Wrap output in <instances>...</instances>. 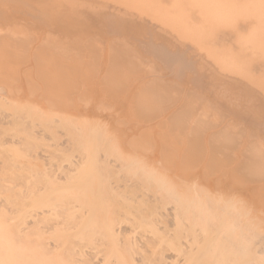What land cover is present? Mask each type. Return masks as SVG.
<instances>
[{
    "label": "bare ground",
    "instance_id": "bare-ground-1",
    "mask_svg": "<svg viewBox=\"0 0 264 264\" xmlns=\"http://www.w3.org/2000/svg\"><path fill=\"white\" fill-rule=\"evenodd\" d=\"M28 1L0 0V20L9 17H5L3 9L8 2L9 5L15 4L14 9L19 7L16 10L23 15V20L13 22L19 14L12 9V5L11 9L15 12L12 14L18 15L14 18L10 14L13 18L10 17L8 22L20 24L13 29L15 37L20 33L26 32L28 35L29 31L43 29L47 34L42 32L45 35L37 37L36 31L35 35L30 36L29 33L27 37H22V34L15 38L14 34H9L12 27L7 24L9 30L4 31L5 35H0V47L6 45L3 49L7 52L0 50V264H264V210L260 209V206L264 208V143L262 145L256 140L259 134L264 137V74L259 81L263 92L234 81L241 88L252 90L263 101L246 108L236 103L237 107L241 106L240 110L230 109L226 103L217 104L218 108L231 110L233 117L243 122L233 120L224 124L221 130L208 133L217 130L224 121L217 112H209V109L207 114V108H202L203 105L201 109L199 107L200 111L188 104L184 106V111H181L182 108L172 109L178 105H173L174 100L170 98L169 105L165 104L169 101L163 102L168 93L164 96L163 86L157 84L156 87V81L148 84L150 94L154 96L155 93L154 97L147 95L148 90L143 88L146 97H149L146 100L144 92L139 94L133 90L137 85L143 87L142 81H138L143 75L147 78L148 72L146 75L145 69H140L141 76H135L139 77L138 81L135 79L136 84L132 79L138 68H133L137 71L132 74L126 66H114L121 59L122 63L133 61L134 67V61H138L139 65V61L142 62L143 56L147 55L163 61L167 67H188L194 58L189 56L190 47L185 40L200 44L199 41L209 29L208 25L231 20V23H236L239 18L245 17L254 18V23L249 24L255 25V30L250 38V47L245 45L242 51H259L258 57L263 63H258L256 67L264 72V0H172L170 6L163 3L169 8L161 6L159 2V5L156 4L154 0H123L126 1L125 5L133 3L131 9L133 5L148 4L146 8L158 12H155V18L158 17L160 22L163 19L165 24L177 30L184 40L179 46L185 50L177 47L175 51H170L163 42L149 39L144 46L138 45L143 49H139L142 54L137 56L136 48L121 43L119 47L126 44L128 49H118L124 51L123 54L115 52L117 55L110 57V64L104 61L107 69L109 65H113L117 71L121 67L126 68L123 70L127 72L121 70L126 77L119 75L118 78L114 77L113 66L112 70L111 66L108 69L110 74L113 72V77L107 74L105 78L103 72L108 73V70L103 71L99 64L94 66L99 67V72L91 65L95 71L87 73L90 64L97 61H87L89 65L85 61V75L79 71L83 68L82 64L76 66L77 61L84 63L82 60L87 56L84 53V32L82 35L80 31L84 37L82 41L73 42L76 40L73 39L74 45H70V36L75 37L71 35L72 27L79 26L81 30L82 24L79 23L80 19L73 18L74 10L78 12L81 9L71 11L67 8L66 11L62 7L67 13L74 12L70 13L72 17L68 14L75 19L68 20L67 23L72 22L69 25L52 16L53 12L59 10L60 0ZM78 1L86 6L87 2H91ZM104 1L97 2H115ZM118 1L120 5L116 2L114 6L124 5H121L124 3L122 0ZM73 3V8L84 6ZM189 6L199 12L201 20L187 14ZM127 9L130 10L129 7ZM144 9L142 5L139 11L144 12ZM145 10L150 12L149 8ZM131 11L134 9L126 12ZM79 12L75 14L76 17L80 15ZM145 13L137 15L138 18L142 19V14L143 17L148 14ZM24 16H30L32 20H26ZM135 16L132 15V18ZM149 16L147 19L152 20ZM34 20L46 26L39 30L37 25L35 28L36 22H31ZM104 20L114 32H119L120 26L126 23L110 15H106ZM158 20L151 22L156 24ZM21 21L31 22L32 25L26 24L27 27L32 26L36 30H28L27 27L20 29L24 25ZM75 21L77 25H74ZM130 25L127 24L129 28ZM159 25L161 27L163 24ZM6 26L0 24V30H5ZM168 26L164 25V28L172 31V27L169 29ZM47 32L53 37L57 32L60 35L57 34L54 41ZM172 32L174 34L176 31ZM231 39L228 34L219 35L214 45L229 44ZM86 48L91 50L86 58L94 59L96 52L87 44ZM198 48L207 49L209 55L216 52L212 50L213 46L204 43ZM111 58L114 60L112 64ZM214 59L249 61L227 47H223ZM59 61H73V64L68 62L71 64L66 65ZM118 65L120 68H117ZM94 72H102L105 79L100 81L101 76ZM93 74L100 84L96 83L97 79L94 82ZM126 78L129 79L123 80ZM130 78L132 82H129ZM163 78H160L161 82ZM135 84L134 89L132 85ZM91 88L97 92H91ZM138 88L136 90L139 91ZM162 113H166L165 116ZM122 120L125 123H121ZM119 125L125 128L121 129ZM240 125H244L242 129L248 127L250 131L254 130V134H249L250 143L245 146L242 155H239L242 158L237 162L234 152L242 137L239 135L245 134L236 132ZM205 135H208V139ZM208 143L213 147L209 148ZM202 162L206 165L203 169L198 168ZM231 162L233 166H229L228 183L223 179L226 176L223 165L228 166ZM196 168L202 169L197 170L200 173L195 172ZM216 173L221 174L213 177ZM236 176L240 181L242 179L247 191L244 190L253 204H257L243 199L244 190L241 194L243 197L235 194L241 191L232 192L230 187L226 192L228 188L225 190L223 185H234L232 183L238 178ZM238 187L241 186L235 188Z\"/></svg>",
    "mask_w": 264,
    "mask_h": 264
},
{
    "label": "rangeland",
    "instance_id": "rangeland-1",
    "mask_svg": "<svg viewBox=\"0 0 264 264\" xmlns=\"http://www.w3.org/2000/svg\"><path fill=\"white\" fill-rule=\"evenodd\" d=\"M28 1V0H27ZM31 1V0H30ZM30 1H28V2H30ZM71 1V0H70ZM75 1H78V0H75ZM75 1H71L72 3L73 2H75ZM83 1V0H82ZM87 1V0H86ZM85 1V2H86ZM93 0H91V2L89 1V2H87L86 4H87V6L83 3V2H79V5H84V6H80L79 8L78 7H75V8H73L72 7V5H71V2L69 3V2H66V0H60V2H61V4H60V2H59V5H60V7H59V13H62V14H64L63 16H61L59 13H58V11L57 12H53L52 13V16H54V17H57L58 19H60L61 21H62V23L63 24H66L67 23V21L68 20H71V21H73V20H75V19H80V21H79V23H82L80 26V29L81 30H79V26H76V27H72V34L71 35H75V37L73 38V37H71L70 36V41L71 40H73V39H76V40H74L73 42H79V41H82V38H84L82 35H84V36H86L83 40H84V44H85V49H84V53L85 54H87V56L89 57L90 56V49L88 50L87 48H86V44H87V47L89 46V47H91L92 49H93V52L95 53V54H93V58L94 59H92L91 57L90 58H84V60H82V61H84V63H78V62H81V61H77V64L78 65H76V66H79V65H81V67H83V68H81L80 69V67L78 68V70L79 71H82V74H84L85 75V73H86V69L85 68H87L86 66L87 65H85V63L87 62V61H90L91 63L92 62H95V61H97V62H95V63H93V64H90V62H87V64L89 65L90 64V66L91 65H93V68H94V66L95 67H97L96 66V64H99L100 66V68H101V66H102V68L101 69H103V71H107L108 69H109V66H111V65H109L108 66V69H107V65L105 66V64L107 63V64H110V57H113L114 56V54H123V52L124 51H121V50H118V49H123V48H127L128 49V47H126L128 44L129 45H131V46H133L134 47V49L136 48V50L139 52H137L136 50V55L138 56V54H140V56H141V54H142V52L140 53V50L139 49H143V48H140V47H142V46H144V44H146L147 42H149L150 40H152L153 42H163L164 43V45L165 46H168V50H170V51H175L176 50V48L177 47H179V49L180 50H185L184 48H181L179 45H181V44H183L184 43V40H183V38L181 39V36H179L180 34L177 32V30L176 29H174L172 26H168V24L166 23L165 24V22H164V20L163 19H161L162 20V22H160V20H158L159 18L157 17V18H155L156 16H157V14L156 13H158V12H156V11H154L153 9H151L150 7H145V6H148V4L147 5H145L144 6V4H139V5H143V7L145 8V9H147L148 10V8L150 9V12H152V11H154V12H152V13H148V11L146 12V10L144 9V12L143 11H139V9H140V7L141 6H138V5H135L137 8H134L135 6L133 5L132 6V9H134V11H131V12H126V11H130V10H132L131 9V5L133 4L132 2H134L135 0H133L131 3H130V5L129 4H127V5H125L126 4V1L128 2V1H130V0H126V1H123L122 0V2H124V3H121V5H125L126 6V8H125V6L123 5V6H121V7H124V8H121V7H119V6H114V4H116V2L118 1H116V0H111V1H115L113 4L112 3H107L109 6L108 7H106L107 6V4L106 3H103V2H101V4L100 3H98L96 0H94L93 2H92ZM105 1H107V0H105ZM104 1V2H105ZM110 1V2H111ZM152 1V0H151ZM155 1H157V3L155 2ZM62 2H64V3H62ZM78 2H76V3H73V5H77V6H79L77 3ZM118 2H120V1H118ZM117 2V3H118ZM148 1H146V3H147ZM153 2H155L156 4H158L159 5V3L161 4H165L166 6H170L172 3V0H161V2L160 1H158V0H154ZM159 2V3H158ZM81 3V4H80ZM90 3H92V4H90ZM136 3V2H135ZM137 3H139V1H137ZM136 3V4H137ZM170 3V4H169ZM4 4H6V3H4ZM58 4V3H57ZM98 4H100V5H98ZM119 4V3H118ZM161 4V6H163V7H166V6H164V4L162 5ZM168 4V5H167ZM11 5V6H10ZM9 5V2H8V4L7 5H4V6H6L5 8H3L4 9V13H5V17H7L8 15H9V17L6 19V18H4L3 20H0V24L4 27V26H6L7 24H9V25H11L10 27H12V29L11 30H7V26L5 27L6 29L4 30V29H2L1 28V30H0V35H2V33H3V35H5V32H6V30L9 32V34H14L15 33V29L20 25H18V24H15V23H9L8 22V20H10L9 18L11 17V19L14 17L15 18V16H17L19 13H18V10H16L17 8H19V7H16L15 9H14V5L11 3ZM12 5H13V8H12ZM58 5V6H59ZM98 5V6H97ZM120 5V4H119ZM9 6V7H8ZM62 7H64V10L66 9V11H67V8H68V10H70V9H72L71 11H73L74 9H81V10H78V12H79V14L80 15H78L77 17H76V13H78L77 12V10H74V11H76V13L74 14V12H71L70 11V13H72V14H74L73 15V18H75V19H73V18H71L72 17V15L70 14V13H67V12H65V11H63V8ZM72 7V8H71ZM87 7V8H86ZM95 7V8H94ZM127 7H129L130 8V10H128L127 9ZM139 7V8H138ZM15 11L16 10V12L18 13V14H15V16H14V14H12V13H15L12 9ZM94 8V9H93ZM101 8V9H100ZM110 10H109V9ZM166 8H169V7H166ZM61 9V10H60ZM95 9H97V10H95ZM112 9V10H111ZM118 9V10H117ZM124 9V10H123ZM188 9L189 10H187V14L189 15V16H194L193 18L194 19H202V16L199 14V12L196 10V9H194L193 7H191V6H189L188 7ZM7 10V11H6ZM103 10V11H102ZM126 10V11H125ZM143 10V9H142ZM13 11V12H12ZM61 11H63V12H61ZM93 11V12H92ZM110 11V12H109ZM119 11V12H118ZM137 13H136V12ZM138 11H139V13H138ZM11 12V13H10ZM95 12V13H94ZM105 12V14H103ZM107 12H109V13H107ZM132 12H133V14H132ZM148 13L147 15L151 18L152 17V15L155 13V15H153V19L152 20H149V19H147L148 18V16L146 15V13L144 14V15H146V16H144L143 17V14H142V19L141 18H138V16L137 15H139V14H141V13ZM66 13H67V15L69 14V15H71V17L68 15V18H66L67 16H65L66 15ZM125 13H126V15H125ZM136 13V14H135ZM13 15V17L11 16V15ZM93 14H95V15H93ZM115 14V15H114ZM128 14V15H127ZM152 14V15H151ZM159 14V13H158ZM20 15V16H19ZM15 19H13L12 21L13 22H16V23H18L20 20H23V15L22 14H19ZM22 15V16H21ZM98 15V16H97ZM106 15H110L112 18H114V19H121V20H123V21H126V23H124V24H122L121 26H120V31L119 32H114V31H112L111 29H109V27L106 25V21L104 20V17L106 16ZM132 15L133 16H135V17H133L132 18ZM81 16V17H80ZM131 16V17H130ZM161 16V15H160ZM146 17V18H145ZM17 18H19L17 21H16V19ZM28 17L26 16H24V19H26V20H28L29 18H31L30 16H29V18L27 19ZM84 18V19H83ZM96 18V19H95ZM135 18V19H134ZM73 19V20H72ZM83 19V20H82ZM158 20L157 21V23L155 24V23H153V22H151V21H154V20ZM29 20H32V19H29ZM82 21V22H81ZM22 22V21H21ZM27 22H29V21H26V23H25V21L24 22H22L21 24H23L24 23V25H22V27L20 26V29H24L25 27H27L28 25H32L31 24V22H36V23H34V25H35V28H36V25H37V27H39L38 29L39 30H41V29H43L44 28V26H46L45 24H43L42 22H38V21H31V22H29V23H27ZM40 24V23H42V26H41V24L40 25H38V23ZM76 22L77 21H75V24L74 25H77L76 24ZM104 22V23H103ZM154 22H156V21H154ZM232 22V20L231 21H229V22H222V23H219V24H211V25H208V27H209V29L204 33V37L202 38V40H200L199 42H200V44H195L194 43V41H190V40H185L186 41V43H187V46H189L190 47V51H189V56L190 57H193L194 59H193V61H190V63H189V65H188V67L187 66H185V67H179V66H176V67H178V68H176V67H174V68H171V67H167L164 63H163V61H161L160 60V62L158 61V60H155L152 56H147V55H145V56H143V60H142V62L141 61H139V65L141 64V65H143V64H145V65H143V67H139V65H137L138 64V61H134V64L135 65H137V66H135L134 65V67H133V64H132V62L133 61H128V62H124V63H122L123 61H120L121 59H119L116 63H114L115 65L114 66H116L117 64H120V66H123V67H128V69H131V72L130 73H132V74H134L133 73V71H137V69L135 70H133V68H138V72H136V75H133V79L132 80H134L135 81V79L138 81V79H139V77L141 76L140 75V73H142L141 71H144V69H145V74L147 75V72H148V76H147V78H146V76L145 75H143L142 77L143 78H145V79H143V78H140V81H138V82H141L142 81V86L143 87H139L138 85H137V88L139 87L140 88V90L138 91V90H136L137 88L135 87L136 86V84H138V82L136 83V81L135 82H133V83H136L135 85H132L133 87L132 88H134L135 90H133V92L134 91H136V92H134V93H139V94H141V92H144V97L146 98V100H148V96L146 97V90H148V92H149V90H150V85H148V84H154V83H151V82H155L156 84H154L156 87H157V84H160L161 86H163L161 89L164 91V96H166V94L165 93H168V95H167V97L165 98V100L163 101V102H166V100L167 101H169V102H166L165 104H167V103H170V99H172V100H174L173 101V105H178L177 106V108H172V109H176V110H181V108H182V110L181 111H184V106H186L187 104L188 105H191L193 108L195 107V109H198V111H200V109H201V105H203V107L202 108H204L205 106H206V113L207 114H209V112H212V113H215V112H217L218 113V115L220 116L219 118L220 119H223L224 121H223V123L220 125V126H218V129L216 130V129H214L212 132L211 131H209L208 133H213V132H216V131H218V130H221L222 129V127L224 126V124H228L229 122H232L233 120H239V121H242L243 122V120H240V119H238V118H236V117H233V115H232V111L231 110H225L224 108H218V106H217V104H219V105H222V104H227V105H229V107H230V109H232V108H235V109H237V110H240L239 108L242 106V107H244V108H246V107H249V106H251V105H253V104H255V103H258L259 101H263V100H260L258 97H257V95L252 91V90H250V89H248V88H241V86L240 85H238L237 83H235L234 81H239V82H242L244 85H245V87H250V88H254V89H256L257 91H260V92H263V90L260 88L262 85H260V83L261 82H259L260 80H261V78H263V74H264V72H262V70H258L257 69V64L258 63H263V61H260V60H262L261 58H259L258 57V53H259V51H257L256 50V52H254V51H252V49L250 50V51H242V48L246 45L247 47H250L249 45H250V43H251V36H252V34H253V31L255 30V25H250V24H252V23H254V18H245V17H243V18H239L238 20H237V22L236 23H231ZM71 24H72V22H70ZM70 23H67V24H69V25H71ZM78 23V22H77ZM102 23V24H101ZM131 23V25H130V28L127 26V24H130ZM161 23V24H163V25H161V27H159L160 25L159 24ZM250 23V24H249ZM26 24H28V25H26ZM85 24V26H82V25H84ZM226 24H228V25H226ZM8 25V26H9ZM33 25V26H34ZM164 25L166 26H168L167 28H171L172 27V31H176L174 34H173V32L172 31H169L168 29H166V28H164ZM13 26H15V27H13ZM24 26V27H23ZM105 26V27H104ZM229 26V27H228ZM43 27V28H42ZM48 27V26H47ZM47 27H45V28H47ZM207 27V26H206ZM217 27V28H216ZM33 29L32 28V26H31V28L30 27H27V29ZM34 28V29H35ZM75 28H77V29H75ZM108 28V29H107ZM122 28V29H121ZM169 28V29H170ZM14 29V30H13ZM27 29H25V31H28ZM149 29V30H148ZM163 29H166L164 32H163ZM17 30H19V29H17ZM16 30V32H18ZM36 30V29H35ZM43 30H45V29H43ZM43 30H41V31H38V30H36V31H38V34H37V37H39L38 35H45L46 34V30L45 31H43ZM48 31L50 30V29H47ZM79 30V31H78ZM106 30V32H103V31H105ZM123 30H125V31H123ZM129 30V31H128ZM130 30H131V32H130ZM162 30V31H161ZM228 30V31H227ZM230 30V31H229ZM5 31V32H4ZM32 31H34V30H32ZM36 31H34V32H31L30 33V31H29V33H30V36L31 35H35L36 33ZM52 31V30H51ZM50 31V32H51ZM58 31V30H57ZM82 32V35H80V33ZM227 31V32H226ZM7 32V33H8ZM22 32V31H21ZM24 32V31H23ZM42 32H45V34L44 33H42ZM55 32H56V30H55ZM59 32V31H58ZM58 32H57V34H58ZM83 32H84V34H83ZM6 33V34H7ZM19 33V32H18ZM26 33V32H25ZM25 33H22L24 36H22V34L20 33V37L22 36V37H25ZM29 33L27 32V34L29 35ZM47 33H49V32H47ZM76 33H78V34H76ZM108 34V36H107V34ZM114 33V34H113ZM126 33V34H125ZM176 33H178V34H176ZM50 34V33H49ZM55 34V33H54ZM56 34V35H57ZM65 34V33H64ZM90 34V35H89ZM100 35V36H96V35ZM129 34V35H128ZM142 34H144V35H142ZM152 34V35H151ZM176 34V35H175ZM224 34H228L229 36H231L232 37V39H231V43H229V44H226L225 42L223 43V44H221V45H218V44H215L214 45V42H215V40H216V37H218L219 35H224ZM17 35V34H16ZM28 35H26V37L28 36ZM47 35V34H46ZM51 35V34H50ZM56 35L54 36V37H56ZM58 35H60V34H58ZM113 35H115L114 37H112ZM134 35V36H133ZM164 35V36H163ZM19 36L17 37V38H19ZM29 36V37H30ZM52 36V35H51ZM91 36V37H90ZM118 36V37H117ZM122 36H124V37H122ZM141 36H143V37H146V39L145 38H143V37H141ZM14 37H15V34H14ZM15 37V38H16ZM33 37V36H32ZM53 37V36H52ZM53 37V39L52 40H56V38H54ZM66 37H68V36H66ZM97 37V38H96ZM133 37H135V38H133ZM178 37V38H177ZM183 37V36H182ZM58 38V37H57ZM125 38H128V40H125ZM136 38H139V40H137ZM142 38V39H141ZM148 38V39H147ZM157 38V39H156ZM179 38H180V40H179ZM243 38V39H242ZM247 38V39H246ZM95 39H97V40H95ZM150 39V40H149ZM245 39V40H244ZM249 39V40H248ZM51 40V41H52ZM109 40V41H108ZM133 40V41H132ZM135 40V41H134ZM205 40V41H204ZM63 41H66V40H63ZM99 41H101V42H99ZM106 41H108V42H106ZM112 41V42H111ZM113 41H114V43H113ZM116 41V42H115ZM117 41L119 42V44L117 43ZM72 41L70 42V45L71 46H73L74 45V43H73ZM136 42H138V43H136ZM121 43H126L125 44V47H119V46H121ZM203 43L204 44H206V45H209V46H213L214 47V49H212L214 52H215V50H216V52L215 53H213V54H211V55H209L208 54V52H207V49H205V48H198L200 45H203ZM78 45V43H75V45ZM133 44V45H132ZM137 46H136V45ZM190 44V45H189ZM82 45V48H84L83 47V43L81 44ZM92 45V46H91ZM111 45V46H110ZM138 45H140V47L138 46ZM186 45V44H185ZM198 45V46H197ZM110 46V47H109ZM131 46H129V47H131ZM6 47V45H4V46H2V47H0V50H2V51H4L5 53H7L6 52V50H4L3 48H5ZM223 47H227V48H229V49H233L234 50V52L235 53H237V54H241L242 55V57H244V58H247V59H249V61H217L216 59H214V58H216V56H217V53L220 51V50H222L223 49ZM94 49H96V51H94ZM127 49H124V50H126V51H128L129 53H131V51L130 50H127ZM199 49H201V51H200V53L198 52L199 51ZM75 51V50H74ZM73 51V52H74ZM135 51H132V53L133 52H135ZM252 51V52H251ZM116 52V53H115ZM202 52H203V54H202ZM74 53H76V51L74 52ZM99 53V54H98ZM116 54V55H117ZM207 54V55H206ZM98 55V56H97ZM101 55V56H100ZM132 55V54H131ZM135 55V56H136ZM213 55V56H212ZM95 56H97V57H95ZM100 56V57H99ZM133 56V55H132ZM134 56V57H135ZM206 56H208V58L209 57H213V59H212V57L211 58H207ZM124 58V57H123ZM98 59V60H97ZM101 61H100V60ZM80 60V59H79ZM92 60V61H91ZM211 60H213V61H211ZM22 61H26V59L25 60H22ZM86 61V62H85ZM104 61H105V64H104ZM112 61L114 62V60H112V58H111V64H112ZM214 61H215V63H214ZM63 63V62H65V64L67 65V64H71V63H68V62H72V64H73V61H59V63ZM75 62V61H74ZM109 62V63H108ZM144 62V63H143ZM157 62L159 63V65L157 64ZM104 64V66H103V64ZM127 63V65H125ZM162 63V64H161ZM76 64V63H75ZM75 64H74V66H75ZM102 64V65H101ZM230 64H231V66H230ZM132 65V66H131ZM233 65H234V67H233ZM247 65V66H246ZM113 66V65H112ZM112 66L110 67V69L112 70L113 68H112ZM113 66V67H114ZM224 66V67H223ZM226 66H228L229 68L227 69V67ZM98 67V68H99ZM103 67H106V69H104ZM132 67V68H131ZM218 67V68H217ZM222 67L223 68H225V70H223L222 69ZM92 68V66L91 67H89V69L87 68V73H88V71L90 72V70L92 71V70H98V72H99V69L98 68H94V69H91ZM117 68H120L119 67V65H118V67ZM153 68H154V70H153ZM214 68H215V70H214ZM83 69H85L84 71H83ZM101 69H100V71H101ZM123 69H126V68H122L121 67V69H120V71H117V69H115V67H114V70H112V71H114V73H116L115 75L113 74V72H112V74H110L109 73V71L110 70H108L107 72L108 73H104L103 72V74H104V76H105V78H106V75L108 74V76L110 75V76H112V75H114V77L115 78H118L117 76H125L124 75V73L123 72H127V71H125V70H123ZM140 69H142L141 71H140ZM146 69H147V71H146ZM152 69V71H150ZM160 69V70H159ZM178 69H180V71L178 70ZM219 69V70H218ZM94 70V71H95ZM119 70V69H118ZM121 70H123V72L121 71ZM160 72H159V71ZM229 70V71H228ZM222 71V72H221ZM225 71H226V73H225ZM93 72V71H92ZM92 72H90V73H92ZM97 72V71H96ZM96 72H94V74L96 73ZM97 72V73H98ZM128 72H129V70H128ZM155 72V74H158V75H156L155 76V74L154 75H151L152 73H154ZM86 73V74H87ZM96 73V75L98 76V75H100V76H98V77H100L99 78V80L100 79H105V78H103L102 76H103V74L101 75V73L102 72H100L99 74H97ZM92 75V76H94V82L96 81V79L98 78L97 76H95V75ZM137 74H138V78H136L135 76H137ZM202 74V75H201ZM127 75H129V73H127ZM162 75V76H161ZM166 75V76H165ZM201 76V77H200ZM95 77H97L96 79H95ZM113 77V76H112ZM112 77H111V79H112ZM126 77V76H125ZM130 77V76H129ZM158 77H160V78H162V77H164L163 79H162V82H161V80H160V78L158 79ZM80 78V77H79ZM79 78H77V79H79ZM120 78V77H119ZM150 78H151V80H150ZM81 79V78H80ZM120 79H122V78H120ZM119 79V80H120ZM127 79H129V78H126V79H123V80H127ZM141 79H143L145 82H147V84H144V82H143V80H141ZM146 79L148 80V81H146ZM191 79V80H190ZM132 80H131V78H130V80H129V82L131 81L132 82ZM150 80V81H149ZM172 80V81H171ZM101 81V80H100ZM99 81V82H100ZM103 81V80H102ZM98 82V79H97V81H96V83H99ZM149 82V83H148ZM173 83V84H171V83ZM196 82V83H195ZM102 83V82H101ZM197 83H199V84H197ZM257 83V84H256ZM100 84V83H99ZM130 84H132V83H130ZM140 84V83H139ZM146 85V86H144V85ZM163 84V85H162ZM141 85V84H140ZM149 86V88H148V86ZM165 85V86H164ZM166 85H168V86H166ZM176 85V86H175ZM90 86H93V85H90ZM193 86H194V88H193ZM93 87H95V84H94V86ZM130 87H131V85H130ZM165 87H167V88H165ZM180 87V88H179ZM132 88H130V89H132ZM138 88V89H139ZM143 88H145V89H143ZM148 88V89H147ZM178 88V89H177ZM92 90H91V92H93V91H95V92H97L96 91V89L95 88H91ZM141 89H143V90H145V91H141ZM169 89H170V91H169ZM177 89V90H176ZM172 90H175V91H172ZM90 92V93H91ZM151 92V91H150ZM150 92L149 93H147V95H149V96H153V94L151 95L150 94ZM173 92V93H172ZM174 92H178L177 94L176 93H174ZM182 92V93H181ZM184 92V93H183ZM152 93V92H151ZM171 94H174V95H172L171 96ZM180 94H185V95H181L180 96ZM200 95V96H199ZM154 96H155V93H154ZM153 96V97H154ZM185 96V97H184ZM263 96V95H262ZM189 97H191V98H189ZM197 98V99H195V98ZM201 97L203 98L202 100H201ZM264 97V96H263ZM90 98V97H89ZM170 98V99H169ZM91 99V98H90ZM93 99L94 98H92V101H93ZM190 99L192 100V101H190ZM197 100H201V101H204V102H199V101H197ZM197 101V102H196ZM189 102V103H188ZM191 102H194L193 104L191 103ZM206 102H208V103H206ZM200 103V104H199ZM202 103V104H201ZM209 104V105H206V104ZM236 103H238V104H240L239 105V107H237L236 106ZM162 104H164V103H162ZM164 104V106H166ZM195 104V105H194ZM213 104V105H212ZM167 105H169V104H167ZM179 105L181 106V107H179ZM194 105V106H193ZM212 105V106H211ZM175 106V107H176ZM198 106V107H197ZM210 106V107H209ZM174 107V106H173ZM197 107V108H196ZM199 107H200V109H199ZM209 107V108H208ZM211 107H212V109H214L215 111H212V109H211ZM194 109V110H195ZM209 109H210V111H209ZM218 109H220V110H218ZM198 111L196 110V113H198ZM209 111V112H208ZM231 113V114H230ZM163 114V116H165V114L166 113H162ZM167 116V115H166ZM115 118V117H114ZM113 118V119H114ZM124 119V118H123ZM167 119V118H166ZM121 120V119H120ZM114 122H116L115 120H113ZM124 120H122L121 121V123H125V121L123 122ZM126 124H128V123H126ZM125 124V125H126ZM122 125V124H121ZM121 125H119V127L121 128V129H123V128H125L124 126H121ZM118 126V125H117ZM116 127V126H115ZM240 128H239V130H237L236 132H244L245 134L244 135H239V136H242L241 137V139L239 138V144H238V146H236V147H238L237 148V151H233L234 152V154H235V157H236V160H237V162L238 161H240V157L241 156H239V155H242V152L244 151L243 149H245V146L246 145H248V143H250L249 141L251 140V138H250V136H249V134H254V130H252V131H250L249 129H248V127L247 128H244V129H242L243 127H244V125H240L239 126ZM119 128V129H120ZM115 129H118V127H116ZM117 131H119V130H117ZM205 137H206V139H208V135H205ZM248 137V138H247ZM256 140L259 142V143H261L262 145H263V143H264V137L261 135V134H259L258 135V137L256 138ZM262 141V142H261ZM221 142V141H220ZM222 143V142H221ZM209 144V148H211V147H213L212 145L213 144H211V143H208ZM264 146V145H263ZM240 147H242V150L240 149ZM239 151V152H238ZM234 157V158H235ZM238 157V158H237ZM233 158V159H234ZM242 158V157H241ZM234 162V161H233ZM233 162H231V164H229L228 166L227 165H223V168L226 170V176L223 178L224 180L226 179V180H228V183H229V179H228V177H229V174H230V171H231V167H229V166H233ZM206 164H205V162H202V163H200L199 164V166H198V168H202L203 169V167L205 166ZM227 167V168H226ZM198 168H196V173L198 172V173H200L199 171H201L202 169H198ZM197 170H199V171H197ZM221 173H216V175H214L213 177H216V176H218V175H220ZM239 176H240V174H239ZM239 176H236V177H238V178H235L233 181V183L232 184H234V185H231V184H229V185H223L224 187H225V190H226V192L229 190V187H230V190L232 191V192H234L235 190V192H237V190L238 191H241V193L240 192H237V193H235V194H240V196L241 197H243L242 195H244L245 196V198L243 197V199H245V200H247V201H249V202H251L252 204H253V201H251L252 199H250V195L246 192L247 191V189L245 188V185H243L244 183H242L243 181H242V179H241V181L239 180L240 178H239ZM242 178H243V176H242ZM243 179H245V178H243ZM237 180H239V181H237ZM230 181H232V180H230ZM236 181V182H235ZM245 181V180H244ZM238 182V183H237ZM222 184V183H221ZM239 184H242V185H239ZM231 185V186H230ZM237 185L238 186H243L242 188L241 187H238V188H235V187H237ZM232 186H234L233 187V189H231L232 188ZM214 187V186H213ZM213 187H211V188H213ZM227 187V188H226ZM239 188L241 189V190H239ZM246 191H245V190ZM224 189H222V191H223ZM224 190V191H225ZM242 190H244V191H242ZM229 192V191H228ZM242 192H244L243 194H242ZM247 193V194H246ZM242 194V195H241ZM246 195H248V197H246ZM254 204H257V203H255L254 202ZM253 204V205H254ZM260 209L261 210H264V208L262 207V206H260Z\"/></svg>",
    "mask_w": 264,
    "mask_h": 264
}]
</instances>
